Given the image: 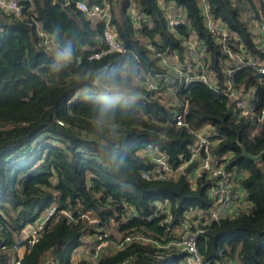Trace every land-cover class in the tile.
Instances as JSON below:
<instances>
[{"label": "trees", "instance_id": "1", "mask_svg": "<svg viewBox=\"0 0 264 264\" xmlns=\"http://www.w3.org/2000/svg\"><path fill=\"white\" fill-rule=\"evenodd\" d=\"M79 1L20 0V15L0 2V264L19 258L24 228L52 206L55 215L20 264H187L186 252L170 243L194 211L206 228L198 237L204 264H264V157L253 161L242 148L264 152V121L239 117L223 93L229 81L223 63L229 56L205 25L203 2L151 0L150 8L147 0H85L91 6L109 4L110 25L130 50L91 58L105 47L107 23L87 15ZM205 1L214 18L227 25L232 48L264 60V42L257 36L264 0ZM165 4L185 10L189 24L172 30ZM134 10L147 15L141 28ZM193 32L209 52L216 88L196 82L179 84L177 93L165 97L151 94L143 84L145 74L164 68L149 44L184 61L183 39ZM65 46L71 47L72 59L56 70L55 52ZM232 77L239 88L254 92L258 108L264 107V78L256 69L245 66ZM109 81L119 91H105ZM178 100L189 103L191 127L214 129L215 157L235 187L245 190L237 215L209 220L217 206L209 179L199 174L194 181L191 172L179 169L190 161L196 136L177 126ZM109 103L113 107L102 117ZM155 150L167 153L176 175L143 176L157 167ZM159 204L170 209L171 220L156 214ZM110 226L122 234L121 240L108 237L116 245L111 252L96 260L86 252L75 257L86 237L97 243ZM129 235L149 239L118 247ZM91 248L95 252L94 244Z\"/></svg>", "mask_w": 264, "mask_h": 264}, {"label": "built area", "instance_id": "2", "mask_svg": "<svg viewBox=\"0 0 264 264\" xmlns=\"http://www.w3.org/2000/svg\"><path fill=\"white\" fill-rule=\"evenodd\" d=\"M20 0H9L5 2L8 9L14 11L17 15L22 13V7L19 4ZM203 2V14L206 27L216 35L220 41L223 51L228 54V59L223 63L226 74L229 77L228 87L224 89L223 93L230 98V102L234 103L236 113L239 117H246L258 124L264 121V107L258 108L259 99L254 95L252 90L246 88H239L232 75L245 66H250L259 72V78H264V60H261L257 56H251L247 53L232 48L230 42L232 37L228 30L227 25L223 21L216 20L210 13L209 7L205 0ZM77 6L89 16H96L102 20H105L107 25L103 31V39L105 41V47L101 50L95 51L91 58H102L103 56L112 53H128L130 50L126 44L119 39L117 32L110 25V9L109 4L103 6L102 3H96L93 6L85 0L77 2ZM166 15L168 18L169 27L174 30L179 25H188V17L185 10L176 7L173 4L164 5ZM133 19L137 28H141L142 23L146 21L147 15L134 10ZM257 36L264 42V21L258 25ZM45 42L50 43L51 40L45 34ZM184 45L188 48V58L184 61H177L178 55L168 54L162 52L154 44H149L150 50L157 56L160 64L164 70H156L147 72L144 78V86L151 93L155 95H161L162 97L167 94L177 93L179 84H183L185 87H189L193 83H201L209 85L212 88H216L207 65V59L209 52L205 45L197 40L196 34L193 32L189 36L183 39ZM240 49L243 50L242 44ZM138 58V55L135 54ZM96 96V93H93ZM175 115L174 120L177 126H186L188 131L192 132L196 136V142L191 147V159L179 169L185 170V168L194 159L198 160V167L196 168L201 175H206L209 179V195L217 200V206L211 210L209 220H220L226 216H233L239 213V208L245 202V190L243 188L235 187L232 182L230 172L226 171L222 165L219 164L218 159L215 157V144L216 141L212 139L213 131L208 132L206 128L194 129L186 122V114L189 109V103L185 101L175 102ZM153 158L157 163V167L154 170L143 171L145 178H167L172 175H176L178 170H174L168 163V155L165 151L155 150L153 152ZM195 169V168H194ZM204 173V174H203ZM193 179V178H192ZM194 180V179H193ZM195 181V180H194ZM57 211L56 206L49 208L44 215H42L37 223L33 224L30 230H28L25 238L22 241V245L26 248H31L33 244L38 240L41 232L43 231L48 220L55 215ZM156 214L166 216V220L169 221L173 218V214L169 208H166L163 204H159ZM191 220L183 223L180 229H177L176 239H173L170 244L180 248L181 251L186 252L187 264H204V259L198 248V237L204 233L206 228L200 226V223L193 224ZM107 231H101L98 235V242L95 244V252L90 253V259L96 260L99 254L106 246V242L109 241ZM136 239H149L138 235H129L118 247H123L127 242ZM27 250V249H26ZM15 259L12 264H20V258Z\"/></svg>", "mask_w": 264, "mask_h": 264}, {"label": "rangeland", "instance_id": "3", "mask_svg": "<svg viewBox=\"0 0 264 264\" xmlns=\"http://www.w3.org/2000/svg\"><path fill=\"white\" fill-rule=\"evenodd\" d=\"M0 2L2 3V4H5V2H6V0H0ZM209 128H206V130H208ZM198 173H199V171L197 170V169H195L193 172H191L190 173V177L191 178H193V179H195V176H197L198 175ZM45 214V213H44ZM43 214V215H44ZM196 212L194 211V212H192V213H189V215H190V220L192 221V222H194L193 224H198V220L196 219ZM194 218V219H193ZM199 225V224H198ZM31 227H33V225H27L25 228H24V230H23V232H22V241H23V239L25 238V236H26V234H27V232H28V230H30L31 229ZM107 232H108V234H112V235H114L115 237H117L118 239H122V234L120 233V232H118V230H117V228L115 227V226H110L109 228H108V230H107ZM86 240H87V243L83 246V247H80L79 249H77L76 251H75V253H76V255H75V257L77 256V254L79 253V255L80 254H82L83 252H86L89 256H90V253L92 252V245L94 244V246H95V244H96V242H93V241H95V237L94 238H87L86 237ZM116 245H114V242H113V240H109L108 242H106V246H105V248L102 250V254H106V253H108V252H111V248H114ZM27 248L25 247V246H23V247H21L20 249H19V251H18V256H21V254L23 253V251L24 250H26Z\"/></svg>", "mask_w": 264, "mask_h": 264}, {"label": "clouds", "instance_id": "4", "mask_svg": "<svg viewBox=\"0 0 264 264\" xmlns=\"http://www.w3.org/2000/svg\"><path fill=\"white\" fill-rule=\"evenodd\" d=\"M55 59H56V65H54L55 69L58 70L59 67L64 64L69 62L72 59V50L70 46H65L64 48H57L55 52ZM110 85V86H109ZM105 91H119V85L115 84L114 82L109 81L104 85ZM97 96V94H96ZM94 96V97H96ZM102 99L105 97L102 96ZM113 107L111 103L106 104L102 109H101V116H106L110 109Z\"/></svg>", "mask_w": 264, "mask_h": 264}, {"label": "water", "instance_id": "5", "mask_svg": "<svg viewBox=\"0 0 264 264\" xmlns=\"http://www.w3.org/2000/svg\"><path fill=\"white\" fill-rule=\"evenodd\" d=\"M148 2V5L150 8H154L152 3H151V0H147ZM242 148L244 150V154L247 158L253 160V161H260L263 159L264 157V152L260 153L259 155H255V154H252L250 153L247 148H245L243 145H242ZM198 164V160L197 159H194L192 162H190V164L185 168V172L187 173H190L193 171V169L196 167V165ZM204 174V173H203Z\"/></svg>", "mask_w": 264, "mask_h": 264}, {"label": "crops", "instance_id": "6", "mask_svg": "<svg viewBox=\"0 0 264 264\" xmlns=\"http://www.w3.org/2000/svg\"><path fill=\"white\" fill-rule=\"evenodd\" d=\"M212 130H213V128L210 127L209 130H208V132H210V131H212ZM193 170H195V169H193ZM192 172H193V171H192ZM197 176H198V175H197ZM197 176H195V179L197 178ZM21 247H23V245H21V246L19 247V249H20ZM19 249H18V251H19ZM25 251H26V250L23 251V253L21 254V256H23V254L25 253ZM78 254H79V253H78Z\"/></svg>", "mask_w": 264, "mask_h": 264}]
</instances>
